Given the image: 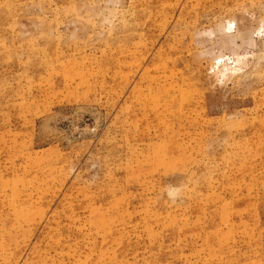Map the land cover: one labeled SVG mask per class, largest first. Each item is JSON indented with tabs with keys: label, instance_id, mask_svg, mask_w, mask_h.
<instances>
[{
	"label": "rangeland",
	"instance_id": "374dc122",
	"mask_svg": "<svg viewBox=\"0 0 264 264\" xmlns=\"http://www.w3.org/2000/svg\"><path fill=\"white\" fill-rule=\"evenodd\" d=\"M0 264H264V0H0Z\"/></svg>",
	"mask_w": 264,
	"mask_h": 264
}]
</instances>
